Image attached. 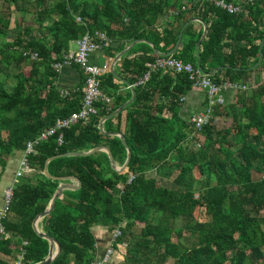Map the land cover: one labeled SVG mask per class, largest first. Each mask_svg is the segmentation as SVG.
Wrapping results in <instances>:
<instances>
[{
  "label": "trees",
  "instance_id": "16d2710c",
  "mask_svg": "<svg viewBox=\"0 0 264 264\" xmlns=\"http://www.w3.org/2000/svg\"><path fill=\"white\" fill-rule=\"evenodd\" d=\"M33 1L7 0L0 12V167L4 171L16 151L27 150L29 142L52 129L59 119L81 110L86 86L64 97L54 63L64 59L71 42L87 33L106 32L114 43L147 38L167 54L185 25L197 17L209 26L200 52L203 31L191 24L184 30L182 47L170 56L198 66L200 53L203 70L213 74L218 84L252 81L255 86L215 106L211 121L198 132L179 117L182 98L193 89L189 76L155 74L149 84L137 87V100L124 109L125 140L132 156L128 169L119 173L101 151L58 156L107 145L116 161H125L121 137L107 135L100 128L102 118L128 102V97L119 94L118 78L109 72L102 89L110 98L118 95L114 107L100 100L97 115L39 141L29 156L36 173L15 188L12 209L4 221L10 238L0 236V264H18V257L9 261L1 255L22 250L21 264H39L48 256L49 240L37 233L33 222L48 208L59 187V180L44 175L47 161L56 156L48 164L50 174L74 175L82 188L64 190L54 210L43 218L44 230L61 245L53 264L96 261L94 225L123 231L119 243L128 246L123 264H264V45L262 62L255 67L264 39V2L226 0L243 8L229 14L205 0H60L52 9L40 8L46 0ZM32 4L36 9H29ZM31 10L30 24L25 16ZM18 13L24 17L15 18ZM162 16H169L171 22L156 29ZM12 33L15 38L9 40ZM114 43L105 48L111 57L113 51L126 47L123 43L115 49ZM139 45L128 55L139 51ZM226 48L231 52L226 53ZM25 50L37 51L39 59L25 56ZM153 50L148 45L135 58L126 55L122 59L128 83L136 85L147 73L148 62L157 56ZM256 71L260 75L254 81ZM156 95L157 113H151L149 103ZM121 115L116 117V126H111L114 118L106 122L108 131H122ZM224 118L231 123L224 126ZM156 165L173 166L174 188L147 176ZM131 174L136 179L128 184Z\"/></svg>",
  "mask_w": 264,
  "mask_h": 264
},
{
  "label": "crops",
  "instance_id": "0c3cea01",
  "mask_svg": "<svg viewBox=\"0 0 264 264\" xmlns=\"http://www.w3.org/2000/svg\"><path fill=\"white\" fill-rule=\"evenodd\" d=\"M58 1H60V0H46V2H44V5L40 6V8L52 9V8H54L56 6ZM36 2H37V0L33 1V3H36ZM6 3H7V0H0V9L3 8V6ZM239 5H240V3H239ZM29 9H36V7H35L34 4H32L31 6H29ZM33 12H34V10H31L30 14L25 16V18L27 19L28 23H30V24L33 23V16H32ZM16 16H17V18H20V19L22 17H24V15H22L21 13H18L17 15H15V18H16ZM15 18H13V21H14ZM169 22H171L169 16L160 17L159 20H158V23L156 24V29H157V25H158L159 28H163L166 25V23H169ZM204 23H206V22L201 20V19H198L197 17H193V19H191V21H189L185 25V27L183 28L182 32L184 33L185 28L192 24L193 26H195V28L199 32L203 31V37H204V35L207 32L206 25L208 26L207 23L206 24H204ZM208 33H209V26H208V32H207V35L205 37V40L208 37ZM179 37H180V35H179ZM203 37H202V39H203ZM10 38H11V36L9 37V40H10ZM113 43H114V41H113ZM123 43H126V47H125V49L123 51H125L127 49H130V50H129V52H127L126 54L121 56L120 59L117 62H116V58L123 51H116V52L113 51L114 55H113V57H111L109 55L108 51L106 49H103V50H99V51H96V52L92 53V55L90 56V63H91L92 66H96V67H99V68H108L109 72L113 73L112 72V67H113L114 63L116 62L115 71L123 79V80H121L119 77H117L114 74L118 78V81H119V86H120L119 94H120L121 97H125V98L128 97V102L132 101L135 98L134 99V102H135L137 100V96H138V91H137L138 88L137 87H133L132 88L131 86H133V85H131L130 83L129 84L126 83V81L128 82V80L125 79L124 74L122 73V71H123V60L122 59H124L126 57V55H128L131 52V50L134 48V46L137 45L138 43H140L141 48L136 53H133L130 56L128 55L129 57L135 58L136 56H138L140 54V52H143L144 49L146 50L148 45H150L154 49L153 50L154 54H156V55H159V54H157V52L155 51L156 48H154L155 47L154 42L149 40V39H147V38L139 39V40H135V41H130V42H128V40H123V41L115 40V43H114L113 47L115 49L116 48L118 49ZM182 43H183V35H182L180 46L178 48H176V46H175V48L172 51H174L175 49L178 50L179 48H181L182 47ZM72 44H76L77 45V43L71 42V44H70L71 50L76 51L77 48H74ZM201 47H202V45H201ZM225 51H226V53H230L231 49L230 48H226ZM198 66H199V55H198ZM217 72H218V70H215L214 74H216ZM259 75H260V73L258 71L252 73V78L254 79V81L256 80L255 78H257ZM84 85H85V82H84V75L82 73V70L80 68H78V67H75L74 65L65 66L63 68L62 72L59 74L58 81H57V86H58V88L61 91L68 90V91H72V92L73 91L77 92ZM224 94H225V96L227 98L233 100L232 98L234 97L235 92L229 91V90H225ZM106 97L111 100V104H110L111 107H114V105L117 103L118 95H116L114 99L110 98L108 96H106ZM184 98H185V100H184V102H182L181 108L179 110V117L182 120H186V121H189V118L192 115H195V114H198V113L202 112V110L206 106V102H208V94H207V92L205 90L197 89V88H193ZM157 103H158V95H156V97L149 103L151 105L150 108L152 109L151 113H157V111L155 109ZM118 109H116L114 112H116ZM121 112H122V115H121V118H120L121 119L120 126H121V129H122L121 132L108 131L107 124H106V122L108 120H106L102 124V120L105 117L101 119L100 128L103 126V128H101V130L104 133H106L107 135L120 137V135H118V134L121 133L126 139L125 132L127 131V122H126V120H127V111H124V109H123L119 113H121ZM117 115L113 117L114 120L112 121L111 126H116L117 125V123H118V120L116 118ZM115 133H117V134H115ZM100 151L104 152V153H107L109 155V152L107 150H100ZM127 155H128V151L126 149L125 161L127 159ZM27 157H28L27 150H25V151H16L15 155H13L10 158L9 164L7 166V169L4 171L2 169V167H0V211L2 210V208L5 205L4 193H6L9 189L13 188L14 186L17 187V185L23 179H26V178L29 179L36 173L35 170L33 168H31V167H30L29 170H27L25 172L23 171V162L26 160ZM109 157H110V155H109ZM125 161L123 162V164H120V162L116 161L117 167L121 168L125 164ZM110 164H111V167L113 168V164H112L111 158H110ZM173 169H174L173 166L172 167H162V166L157 167V165H156L155 169H153L152 171L148 172L147 176L149 178H155L157 180L158 184H160V185H162L164 187L172 189V188L175 187L174 182L172 181V179L174 180V178L176 177V172L172 174V172L174 171ZM20 172L24 173V176L22 178H18V174ZM170 174H172V175L169 176ZM174 174H175V176L173 177ZM59 181H60V183L61 182H66V183H73L76 186L78 185L76 180H73V179H67V180H63V181L59 180ZM64 190H66V189H64ZM67 190L75 191L76 189L68 188ZM50 204H51V202H50ZM50 204H49V206H50ZM44 217L39 218L37 220V228H38L39 231L46 233V231L44 230V223H43V218ZM33 227H34V225H33ZM115 232H116V229H113V227H111V226H104V225H94V226H92L91 233H92L93 237L96 238V243H97L96 244V247H97L96 260H100V261L104 260L106 255H107V253H108V251L110 250V248L112 246H114L115 247V256L109 262V264H123V262L126 259L127 252H128V246H127V244H120L119 242H115L114 241ZM8 236H9L8 238H10V234ZM15 240H17V238ZM49 250H50V241H49ZM56 250H57V245L55 244L54 251H56ZM19 253L20 252H17L15 255L2 254L1 256L5 260L15 261L16 258L19 256Z\"/></svg>",
  "mask_w": 264,
  "mask_h": 264
},
{
  "label": "built area",
  "instance_id": "2783aa9c",
  "mask_svg": "<svg viewBox=\"0 0 264 264\" xmlns=\"http://www.w3.org/2000/svg\"><path fill=\"white\" fill-rule=\"evenodd\" d=\"M216 3L218 8H221L227 11L229 14H238L243 8L240 5H235L229 3L226 0H205ZM250 3L256 1L264 0H248ZM77 22H81L79 17L76 18ZM77 50H70L62 61H56L54 63L55 70L60 74L63 68L67 65H74L81 68L85 76V98L81 110L77 113L71 114L65 119H59L55 126L50 129L48 132L42 134L35 142H29L27 147L28 157L23 162V171L30 169L29 156L35 153V146L39 141L47 139L48 136L55 134L57 131L69 129L72 126L80 122H88L93 115L98 114V109L96 105L100 100H105L111 104V100L106 97L102 89V82L105 76L109 74L108 68H99L92 66L90 63V56L92 53L103 50L109 47L113 40L106 32L96 31L94 34H85L80 39L76 40ZM25 56H29L32 59H39V54L37 51L25 50ZM160 72H168L177 75L187 74L189 79L193 83V88L205 90L208 94L207 106L204 110L198 114L192 115L189 118L190 124L195 127L196 131L200 132L203 128L209 124L214 113L215 106L223 105L227 101V97L224 94L225 90L233 92H245L248 89L252 88L255 82L243 83V82H225L224 84H218L208 73L202 70L199 66H193L191 63H184L182 60L172 57L170 55H157L154 60L148 63L147 73L140 78L136 85L133 87H143L149 84L154 75ZM255 86V85H254ZM62 95L66 98L71 96V91L65 90L62 91ZM185 98H182L184 101ZM59 142H62V135L59 138ZM24 176L23 172L18 174V178ZM136 179V175L131 174L128 178V184H131ZM15 186L9 189L5 193V205L0 211V236L8 238L9 234L6 231L4 221L8 217L9 212L12 209V202L14 200ZM124 192V186H121ZM123 236V231L118 229L114 236V241L119 242ZM26 243V242H25ZM25 250H22L18 256V264H21ZM115 256V247L112 246L108 251L104 260H96L91 262V264H109V262Z\"/></svg>",
  "mask_w": 264,
  "mask_h": 264
},
{
  "label": "water",
  "instance_id": "95a60500",
  "mask_svg": "<svg viewBox=\"0 0 264 264\" xmlns=\"http://www.w3.org/2000/svg\"><path fill=\"white\" fill-rule=\"evenodd\" d=\"M206 24V23H204ZM206 30L208 32V26L206 25ZM207 32L206 34L204 35L203 39L200 41L199 43V46H198V50L200 51V48H201V45L202 43L204 42L205 40V37L207 35ZM182 35H183V32H181L180 34V37H179V40H178V43L176 45V48H178L181 44V39H182ZM263 45H264V39L262 40L261 42V46H260V60L259 62L257 63V66L258 67L260 65V63L262 62V59H263V56H262V50H263ZM130 49H127L123 52L120 53V55L116 58V62L120 59L121 56H123L124 54H126L127 52H129ZM176 50V49H175ZM174 50V51H175ZM155 51L157 52V54L159 55H171L174 51L170 52V53H167V54H164V53H161L158 49H155ZM116 62L114 63L113 67H112V72L113 74H115L117 77H119L121 80L122 77L119 76L116 71H115V65H116ZM199 67L203 70V66H202V57L199 53ZM210 76H213V74H209ZM127 84H129L127 81H126ZM135 99V98H134ZM134 99L126 104H124L122 107H120L116 112L108 115L107 117H105L103 120H102V124L106 121V120H109L111 118H113L114 116H116L120 111H122L123 109L127 108L130 104H133L134 103ZM103 128V126L101 127ZM117 134V133H115ZM118 135H120L121 139L123 140V143L126 145V149L128 151V155H127V159L125 161V164L121 167V168H118L117 165H116V160H115V157L113 155V152H112V149L107 146V145H102V146H98L96 148H93V149H90L88 151H78V152H75V151H66V152H63L61 154H58V156H61V155H73V154H76V155H87V154H91L93 152H97V151H100V150H107L109 152V155H110V158H111V161H112V164H113V168L115 171L119 172V173H123L125 172V170L128 168L129 166V162L131 160V156H132V151L131 149L129 148V146L127 145V141L125 140V137L119 133ZM57 157V156H56ZM56 157H53V158H50L48 161H47V164H46V167H45V170H44V175L45 176H48L52 179H56V180H67V179H73V180H76V182L78 183V185H74L73 183H66V182H61L59 184V187L58 189L56 190V192L54 193L52 199H51V204L50 206L45 210L43 211L42 213L38 214L36 216V218L34 219V222H33V225H34V228L35 230L37 231V233L39 235H41L42 237L48 239L50 241V250H49V254L48 256L46 257V259L42 262H39V264H53V262L55 261V258L59 255V253L61 252V245L59 244V242L57 241L56 238H54L53 236L47 234V233H44V232H41L38 230L37 228V220L39 218H42L46 215H48L52 210H54L55 208V205H56V201L57 199L59 198V196L62 194L63 190L64 189H68V188H71V189H76V191H79L81 188H82V182L74 175H71V176H61V177H57V176H53L50 174V172L48 171V164L49 162H51L52 160H54ZM55 244L57 245V250L54 251V247H55Z\"/></svg>",
  "mask_w": 264,
  "mask_h": 264
},
{
  "label": "rangeland",
  "instance_id": "374dc122",
  "mask_svg": "<svg viewBox=\"0 0 264 264\" xmlns=\"http://www.w3.org/2000/svg\"><path fill=\"white\" fill-rule=\"evenodd\" d=\"M5 6H7V4H5V5L3 6V8L0 9V12L3 11V9H4ZM14 38H15V34L12 33V37L10 38V40H13ZM72 45H73L74 48H77V45H76V44H72ZM12 71H13V73H16V72H17V70H15V69H12ZM221 120H222V119H221ZM221 123L224 124V126H227V125H229V124L231 123V120H230V119H227V118H224V119L221 121ZM222 124H220V127H223ZM129 176H130V175H129ZM174 176H175V174L173 175V177H174ZM256 176H257V177H261L262 174H256ZM172 181H173V179H172ZM4 196H5V193H4ZM182 223H183V221H182L181 218L177 220V225L180 226V225H182Z\"/></svg>",
  "mask_w": 264,
  "mask_h": 264
}]
</instances>
